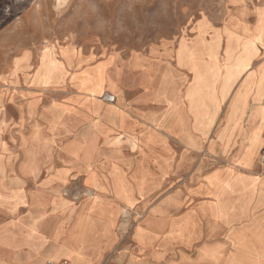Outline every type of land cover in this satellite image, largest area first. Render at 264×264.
Here are the masks:
<instances>
[{
  "label": "crops",
  "instance_id": "crops-1",
  "mask_svg": "<svg viewBox=\"0 0 264 264\" xmlns=\"http://www.w3.org/2000/svg\"><path fill=\"white\" fill-rule=\"evenodd\" d=\"M243 11L227 28L205 35L206 42L218 44L213 73L200 88L210 96L205 100L189 99L193 74L178 64L177 53L175 65L163 69L140 57L122 68L108 63L107 74L122 90L120 102L86 99L70 83L76 68L109 57L82 58L64 48L72 54L68 62L63 49L55 48L66 75L47 85L27 84L24 74L32 69L16 62L17 74L14 67L1 78L11 91L19 81L23 88L11 95L0 89V108L11 96L13 109L0 112V122L9 123L0 124V236L6 242L16 237L19 244L0 242V264H164L174 235L188 232L175 212L190 200L235 192L247 174V183L261 188L258 198L264 203V32L257 29L264 21V0ZM229 29L236 34L230 48ZM196 42L198 37L192 45ZM199 55L210 60L207 52ZM20 58L27 63L31 52ZM127 73L140 88L135 100L125 97ZM61 89L68 91L65 98L48 104L33 95ZM26 123L32 130L24 129ZM72 182L84 190L81 196L65 194ZM123 183L133 205L115 191ZM92 205L104 212L103 228L92 231V243L74 253L76 220ZM126 218L134 222L131 232ZM251 228L264 247V212Z\"/></svg>",
  "mask_w": 264,
  "mask_h": 264
},
{
  "label": "rangeland",
  "instance_id": "rangeland-1",
  "mask_svg": "<svg viewBox=\"0 0 264 264\" xmlns=\"http://www.w3.org/2000/svg\"><path fill=\"white\" fill-rule=\"evenodd\" d=\"M258 2L260 0H0V89L11 95L23 88L19 81L18 89L11 91L10 84L1 80L14 67L17 74L16 62L20 60L19 67L32 69L24 74L27 84L61 83L66 72L64 61L56 57L55 48L63 49L64 59L71 62V52L64 49L70 48L82 58L87 55L95 60L109 57L94 66L75 69L70 83L78 94L98 100L108 99V93H113L120 102L122 90L117 80L107 74L108 63L114 61V67L122 68L140 57L164 68L166 64L175 65L177 53L178 64L186 66L193 74L189 99L192 102L205 100L210 96L200 88L213 73L218 49L215 39L206 42L205 35L227 28L239 12L243 13ZM257 29L264 32V21ZM227 34L230 48L236 34L230 29ZM197 37L198 42L192 45ZM24 51L31 52L27 63L20 58ZM200 52H207L210 60L199 59ZM82 62L79 60L78 66ZM239 67H246L245 59H240ZM125 77L128 82L125 97L135 100L141 94L140 88L134 85L132 74L127 73ZM67 92L62 89L35 91L33 95L39 96L42 104H48L54 98H65ZM10 98L4 100L0 108L3 114L13 113ZM63 107L73 109L69 105ZM1 123L9 126V123ZM31 126L32 123H26L24 129L30 131ZM13 128L17 129L16 124ZM245 175L242 186L235 192L228 190L213 198L193 199L175 212L177 221L187 223L188 232L174 235L167 245L164 264H264L263 244L257 242L260 236L255 228L252 234L251 228L264 212V203L258 198L261 188L255 184L251 187V183H247L250 178ZM65 189V194L73 197L84 193L80 184L74 182ZM97 189L104 190V187L97 186ZM115 191L133 205L134 196L128 186L119 184ZM14 196L21 199L19 193ZM128 212L126 208L124 213ZM103 214L101 208L92 205L87 213L78 217L74 253L79 254L82 246L92 243L89 235L92 231H101ZM127 222H130L128 232H131L134 222L131 218ZM0 242L17 245L19 239L14 237L6 242L0 236Z\"/></svg>",
  "mask_w": 264,
  "mask_h": 264
},
{
  "label": "bare ground",
  "instance_id": "bare-ground-1",
  "mask_svg": "<svg viewBox=\"0 0 264 264\" xmlns=\"http://www.w3.org/2000/svg\"><path fill=\"white\" fill-rule=\"evenodd\" d=\"M244 62V61H243ZM54 64V63H53ZM245 64V63H244ZM53 68H54V65H53ZM60 68V67H59ZM55 69V68H54ZM57 69V68H56ZM108 78V77H107ZM110 84V83H109ZM100 95V94H99ZM106 95V94H105ZM104 95V96H105ZM95 96V95H94ZM99 97V96H98ZM108 98H113V100L116 99L115 95L113 93H108ZM97 99V98H96ZM99 99V98H98ZM108 100V99H107Z\"/></svg>",
  "mask_w": 264,
  "mask_h": 264
},
{
  "label": "built area",
  "instance_id": "built-area-1",
  "mask_svg": "<svg viewBox=\"0 0 264 264\" xmlns=\"http://www.w3.org/2000/svg\"><path fill=\"white\" fill-rule=\"evenodd\" d=\"M108 100H113V98H108ZM260 160H261L262 163H264V150H263V152H262V154L260 156Z\"/></svg>",
  "mask_w": 264,
  "mask_h": 264
}]
</instances>
